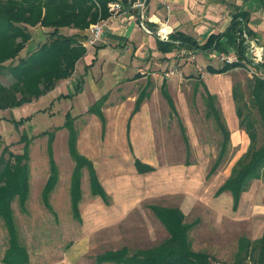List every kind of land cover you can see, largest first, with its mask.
I'll list each match as a JSON object with an SVG mask.
<instances>
[{"label": "crops", "instance_id": "obj_1", "mask_svg": "<svg viewBox=\"0 0 264 264\" xmlns=\"http://www.w3.org/2000/svg\"><path fill=\"white\" fill-rule=\"evenodd\" d=\"M120 1L124 12L111 16L110 30L95 45L87 44L89 27L60 29L61 34L77 36L85 51L75 65L73 77L58 81L48 93L56 89L58 103L64 104L65 118L69 113L81 125L77 149L93 164L103 192L92 190L89 170H84L88 181H81L76 215L70 183L71 209L82 224L77 238L67 246L62 262L91 264L95 260L97 264H121L108 261L105 255L121 250L132 255L161 246L171 236L155 211L163 207L184 214L194 251L206 252L222 264H232L238 245L235 249L234 238L243 237L248 225L254 233L248 239L259 240L264 235V205L256 187L251 184L242 193L238 205L230 191L217 193L231 174L222 178V171L218 170L227 154L218 172L211 173L218 152L208 172V176H214L212 182L216 187L199 189L200 169L197 176L192 173L209 162V156L200 151L193 139L188 141L187 150H197L194 159L175 161L166 156L163 152L169 140L159 146L157 135L162 138L166 132L158 130L156 120L164 116L167 108L183 117L173 91L182 82L183 72L194 81L198 72L194 63L181 67L183 58L189 59V55L178 58L179 51L186 50L195 55L196 61L189 59L191 62L208 70L201 83L205 94L211 93L218 101V117L210 114L218 126L220 119L229 130V150L246 147L235 163L248 151L251 138L240 128L233 80L238 69L247 71L246 64L242 61L239 66L220 71L230 65L220 58L227 55L241 60L242 51L245 60L246 32L250 40L259 42L254 48L264 56V0H146L143 20L139 9ZM161 25L172 27L168 39L157 37L156 30ZM31 28L35 30L31 42L38 38L37 43L45 42V33L49 36L52 30L42 26ZM183 37L197 47L184 44ZM179 59L183 61L179 63L178 73L171 79L165 78V71ZM21 107L27 109L25 105ZM28 113L29 110L24 115ZM166 123L163 121L160 126L166 129ZM186 124L182 128L185 126L190 132V125ZM62 133L69 136L67 127L57 132ZM138 163L147 169L139 170ZM194 183L196 188L192 187ZM239 230L243 234L239 235ZM32 261L31 257L30 264Z\"/></svg>", "mask_w": 264, "mask_h": 264}, {"label": "trees", "instance_id": "obj_2", "mask_svg": "<svg viewBox=\"0 0 264 264\" xmlns=\"http://www.w3.org/2000/svg\"><path fill=\"white\" fill-rule=\"evenodd\" d=\"M111 0H0V76L11 75L12 82L5 85L0 82V109H13L32 102L35 99L53 90L58 81L70 78L74 73L75 65L84 54V47L78 42L75 35L68 36L60 33L63 27L86 29L91 23L109 17L108 3ZM133 3L136 0H125ZM36 26L50 27L49 41L40 44L35 50L21 57V52L33 38L32 28ZM184 44L197 47L189 38L183 37ZM162 43V41H161ZM242 50V49H240ZM241 51V60H242ZM241 63L226 65L220 69L224 71ZM264 69V65H260ZM210 72L212 71L209 70ZM214 71V70H213ZM251 95L249 103L242 92L241 85L234 87V98L241 127L245 128L251 138L248 151L232 167L230 176L219 188L217 193L230 191L238 205L244 191H247L252 182L264 176V132L261 145H257L258 133L253 113L254 107L259 114V121L264 129V79L252 77ZM142 99L139 100L141 102ZM205 102L209 112L216 114V97L207 92ZM103 118V116H102ZM104 120V118H103ZM220 130L224 139L220 145L219 156L215 161L211 173L219 168L220 162L229 152V130L225 123L220 122ZM65 127L69 130L70 154L76 162L73 173L72 209L78 214V201L82 177V160L89 163V174L92 190L103 193L99 184L96 170L92 163L81 155L76 147L78 130L75 128L71 114L66 115ZM48 135V154L51 175L43 189L45 206L52 209L50 195L59 180V171L53 157L52 132ZM25 152L14 155L8 146H4L0 155V217L8 227L11 248L6 256L14 253L13 234L15 219L12 202L18 199L25 210L30 193V157L28 136H23ZM29 142V143H28ZM139 170L147 169L138 163ZM151 169V167H148ZM157 216L168 228L171 236L161 246L146 251H138L132 255L126 250L115 254H107L108 261H118L124 264H214L207 253L195 252L188 239L190 226L184 222V214L175 209L157 207ZM5 259V258H4ZM251 260L253 264H264V235L253 243L243 236L239 239L238 250L233 264H246Z\"/></svg>", "mask_w": 264, "mask_h": 264}, {"label": "rangeland", "instance_id": "obj_3", "mask_svg": "<svg viewBox=\"0 0 264 264\" xmlns=\"http://www.w3.org/2000/svg\"><path fill=\"white\" fill-rule=\"evenodd\" d=\"M31 31L33 33L35 30L32 29ZM45 34V41H49L48 33ZM37 41L38 38L32 42L30 41L28 46L21 52L20 56H27L28 52L35 50L42 44L41 42L37 43ZM201 57L202 56H199V59H201ZM183 59L184 61L179 59L176 63L177 70L188 63H194L197 66V62H191L187 58ZM199 59H197L198 62ZM182 61L184 63L180 67L179 63ZM233 63L235 62L229 64ZM260 65L261 64L255 66L264 71ZM204 69L206 76L208 70L206 68ZM6 74V76H0V82L9 85L12 82V77L7 71ZM182 74V82L178 83L177 89L173 91V97L178 100L183 117H180L178 113L167 108L164 116H160L156 120L158 123V130H164L166 134L163 133L164 137L162 138H160L158 134L157 139L159 141V146L160 143H163L164 146V141L169 140L168 144L165 145L167 149H165L164 152L162 151L166 156L168 155V157L175 158V161H183L186 159L187 162L195 157V153L197 154V150L194 151L193 149L188 152V141L193 139L195 143L198 142L200 151L207 157L209 156L210 161L205 164L203 163L200 167L198 166L192 175L194 177L197 176L198 169H200L199 173L201 176L199 177L198 188L203 190L213 189V187H216V184L212 182L214 176H208V172L220 150L224 135L214 120V116L210 114L211 112H209L205 102V88L201 83V80L205 76L198 71L197 76L193 77L197 79V81H194L192 80V76L185 75L184 72ZM233 80L234 84L241 85L242 92H244L247 101L250 103L252 99V84H250V81H252V78L249 76V73L245 69H238L233 73ZM57 96L58 92L55 89L54 92L52 91L44 97H40L25 104L27 109L22 107L14 110L0 109V155L4 146H8L10 152L14 155L24 154L25 144L27 142L23 141V136H28L30 142L28 154L31 168L30 193L25 210L20 206L18 199L12 202L16 232L13 234L14 253L7 256L6 252L11 248L10 235L5 221L0 217V264H30L31 257L33 264H63V256L67 246L71 244V241L77 238L80 232L82 222L74 216L69 197V186L70 183L71 185L73 184V173L76 162L70 154L68 134H57L58 130L65 127L63 124L66 121L64 104L63 102L58 103ZM216 106L219 109L218 101L216 102ZM28 110L29 113L24 115ZM51 110L54 112L51 113ZM250 111L253 113V118L256 122L255 129L258 133L257 145L259 146L262 143L264 129L259 121L257 110L251 107ZM163 121L167 122L166 129L160 126ZM186 123L190 125V132L187 131L185 126L182 128ZM74 125L77 130L81 128V125L77 122H74ZM240 128L246 131L245 128ZM45 130H50L54 134L52 158L55 160L59 171V180L50 195V203L54 210L45 207L42 194L45 182L48 180L49 175H51L49 154L47 151L48 135L43 133ZM245 148L246 147L239 149L230 148L225 162L218 169L222 171V178H225V176L231 173L233 164L240 155L245 152ZM80 165L83 167L81 181L83 179L85 183L88 181V174L87 172L84 174L83 171L86 169L89 170V163L82 160ZM187 176L190 177L191 174L188 172ZM252 184L256 187L257 196L263 201L264 205V176L262 179L254 180ZM189 187L190 185H188V188ZM192 187L196 188L195 183ZM249 227L248 225V228ZM248 228L247 232L244 231L245 235H243L247 238L251 236L252 233ZM241 234L243 233L239 230V235ZM237 238L238 237L234 238L235 249L236 245L239 243V239ZM251 241L255 243L257 240L251 239ZM154 248L156 247H152L151 249ZM97 252L100 251L98 250ZM217 261L220 264L223 263L218 259ZM217 261H214L211 257V262L218 264ZM91 264H97V262L93 260ZM246 264L253 263L249 260Z\"/></svg>", "mask_w": 264, "mask_h": 264}, {"label": "built area", "instance_id": "obj_4", "mask_svg": "<svg viewBox=\"0 0 264 264\" xmlns=\"http://www.w3.org/2000/svg\"><path fill=\"white\" fill-rule=\"evenodd\" d=\"M132 6L135 9H139V17L141 20L145 19V8H146V0H136L132 3ZM108 10L110 13V16L107 18L100 19L99 21L91 24L88 28V39L87 44L88 45H95L99 41L103 39V37L106 35V33L110 30V18L111 16H116L124 12L125 7L122 1L120 0H112L108 3ZM173 32V29L171 26L168 25H161L156 30V35L160 39H168L170 34ZM252 41V40H251ZM245 60H240L239 57H231L227 55H223L220 60L223 63H231V62H244L246 64V69L251 75V77L257 76L259 78H264V71L256 68V64H264V56L256 53V57H252L250 51L248 49H245ZM188 54L189 59L191 61H196L194 53H189L186 50L179 51L178 58L182 57L183 55ZM198 71L205 76V69L202 65H197ZM177 68L176 63H173L164 73L165 78H170L174 74H176ZM73 77V76H72Z\"/></svg>", "mask_w": 264, "mask_h": 264}, {"label": "water", "instance_id": "obj_5", "mask_svg": "<svg viewBox=\"0 0 264 264\" xmlns=\"http://www.w3.org/2000/svg\"><path fill=\"white\" fill-rule=\"evenodd\" d=\"M245 38H246L245 39L246 48L248 49V51H250L252 57H256L254 45L258 44L259 42L257 40H252L251 41L249 35L247 34V32H246Z\"/></svg>", "mask_w": 264, "mask_h": 264}]
</instances>
